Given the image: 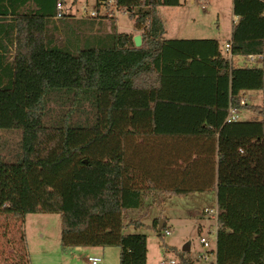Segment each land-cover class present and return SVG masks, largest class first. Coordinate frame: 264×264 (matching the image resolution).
Instances as JSON below:
<instances>
[{"label": "trees", "instance_id": "16d2710c", "mask_svg": "<svg viewBox=\"0 0 264 264\" xmlns=\"http://www.w3.org/2000/svg\"><path fill=\"white\" fill-rule=\"evenodd\" d=\"M59 2L0 0V133H21L14 157L0 145L4 264H30L29 214L61 216L64 250L117 247L120 264H147V236L124 233L145 225L124 218L156 192H216V264H264V106L228 121L264 90L263 64L249 63L264 55V0H233L225 54L214 39L165 37L159 9L180 0L99 4L129 14L140 47L102 33L100 17L57 20Z\"/></svg>", "mask_w": 264, "mask_h": 264}, {"label": "rangeland", "instance_id": "374dc122", "mask_svg": "<svg viewBox=\"0 0 264 264\" xmlns=\"http://www.w3.org/2000/svg\"><path fill=\"white\" fill-rule=\"evenodd\" d=\"M102 1L60 0L63 12L68 16L83 19L92 17V14L98 11V15L104 17L102 27L104 33H128L135 37L137 32L135 22L129 14L112 8L113 15L109 17L107 13L110 11L105 6L99 7ZM159 13L167 31L166 38L214 39L219 41L225 54V46L230 40L233 22L236 20L233 14V0H180L179 6L160 7ZM139 34L141 35V32ZM243 100L248 107L237 111L239 121L258 119L255 108L264 106V90L248 91ZM52 107L55 112L58 111V106ZM20 140V132H1L0 145L3 147L4 156L14 157L19 151ZM214 207L213 193H196L183 198H168L159 193H152L146 197L141 210L127 212L124 218L125 224L130 220L140 221L145 226L139 229L126 228L124 233L147 236V264H170L171 261H178L177 255L174 252H167L165 246L181 252L187 245L190 246L187 257L194 264H205L201 257L206 250L200 245V237H208L211 231L216 230V221L209 218L206 213L209 208ZM157 219L165 226L161 237L151 228ZM3 223L4 218L0 217V245L4 242L1 228ZM61 224V216L57 214L26 216L23 233L30 264H91L89 258L94 256L101 257L104 264H120V249L117 247L101 250L91 247H84L80 251L75 248L64 250L61 244ZM166 230L171 232L170 236L165 234ZM7 251L12 253L13 248L7 246ZM212 260L213 257H210L208 261ZM5 262V257L0 256V264Z\"/></svg>", "mask_w": 264, "mask_h": 264}, {"label": "built area", "instance_id": "2783aa9c", "mask_svg": "<svg viewBox=\"0 0 264 264\" xmlns=\"http://www.w3.org/2000/svg\"><path fill=\"white\" fill-rule=\"evenodd\" d=\"M115 0H105V3L109 6H112L114 4ZM205 1V0H203ZM107 9V8H106ZM63 5L61 2L57 4V16L56 19H61L63 16ZM109 17H112L113 11L110 10V13H107ZM98 16V11L97 13H93L92 17H97ZM226 50H230V45L225 46ZM264 62V55H256V56H250L249 57V63L259 66ZM242 105H245L244 100L242 101ZM237 109H231L230 110V115H229V122H237L239 121L238 114H237ZM207 215L209 218L213 219L216 221V230L211 231L209 233L208 237H200V245L202 246L203 249L206 250L205 254L201 257L206 263L205 264H216V242H217V219H218V210L217 208H209L206 211ZM165 234L167 236L171 235V232L169 230L165 231ZM210 257H213L212 261H208ZM208 261V262H207ZM89 262L91 264H104V261L101 257L94 256L89 258ZM179 261H171L170 264H178Z\"/></svg>", "mask_w": 264, "mask_h": 264}, {"label": "crops", "instance_id": "0c3cea01", "mask_svg": "<svg viewBox=\"0 0 264 264\" xmlns=\"http://www.w3.org/2000/svg\"><path fill=\"white\" fill-rule=\"evenodd\" d=\"M98 17H100V16L98 15ZM87 18H88V17H87ZM100 18H102V19H101V21H102L101 32L104 33V32L102 31L104 17H100ZM235 18H236V17H235ZM83 19H86V18H83ZM236 22H237V18H236V20L233 22V26H234V24H235ZM233 26H232V30H233ZM166 32H167V31H166ZM139 33H140V32L137 31L135 37H136V36H140ZM104 34H109V33H104ZM231 35H232V31H231ZM165 37H166V36H165ZM167 39H168V38H167ZM230 39H231V37H230ZM218 42H219V41H218ZM229 42H230V40H229ZM229 42H228V43H229ZM228 43H227V44H228ZM227 44H226V45H227ZM262 64H263V63H262ZM263 67H264V66H263ZM244 96H246V93L243 94V98H244ZM156 193H157V194H158V193L161 194V196L164 195V194H162L161 192H156ZM211 193H213L214 196H215V207H214V208H216V192H211ZM166 197H168V198H172V197H174V196H166ZM164 201H165V200H164ZM139 210H141V208H140V209H137V210H130V211H127V212H138ZM126 214H127V213H126ZM128 222H130V220H128ZM161 223H163V222L160 221V224H161ZM162 226H163V225H162ZM75 249L78 250V251H80V250H82L83 248L80 247V248H75ZM96 250H97V249H96ZM98 250H101V248H98ZM98 252H100V251H98ZM103 252H104V251H103Z\"/></svg>", "mask_w": 264, "mask_h": 264}, {"label": "water", "instance_id": "95a60500", "mask_svg": "<svg viewBox=\"0 0 264 264\" xmlns=\"http://www.w3.org/2000/svg\"><path fill=\"white\" fill-rule=\"evenodd\" d=\"M134 42H135V46L136 47H140L141 44H142L141 36L134 37ZM162 224L163 223L160 224V227H159L160 230L162 229ZM183 251L184 252L190 251V246L189 245L185 246L184 249H183Z\"/></svg>", "mask_w": 264, "mask_h": 264}]
</instances>
